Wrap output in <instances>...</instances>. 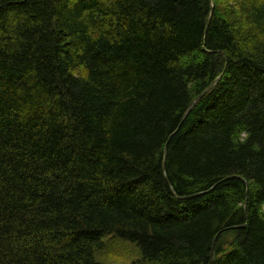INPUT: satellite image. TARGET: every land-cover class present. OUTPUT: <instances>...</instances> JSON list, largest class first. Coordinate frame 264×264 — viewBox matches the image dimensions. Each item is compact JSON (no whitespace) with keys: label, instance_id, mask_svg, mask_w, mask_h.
I'll list each match as a JSON object with an SVG mask.
<instances>
[{"label":"trees","instance_id":"obj_1","mask_svg":"<svg viewBox=\"0 0 264 264\" xmlns=\"http://www.w3.org/2000/svg\"><path fill=\"white\" fill-rule=\"evenodd\" d=\"M120 240L264 264V0H0V264Z\"/></svg>","mask_w":264,"mask_h":264},{"label":"rangeland","instance_id":"obj_2","mask_svg":"<svg viewBox=\"0 0 264 264\" xmlns=\"http://www.w3.org/2000/svg\"><path fill=\"white\" fill-rule=\"evenodd\" d=\"M110 248L105 264H134L133 261H130L137 256L136 252L140 253L138 247L128 241L120 240V242L116 243V245L113 244ZM100 259H103V257H100Z\"/></svg>","mask_w":264,"mask_h":264},{"label":"water","instance_id":"obj_3","mask_svg":"<svg viewBox=\"0 0 264 264\" xmlns=\"http://www.w3.org/2000/svg\"><path fill=\"white\" fill-rule=\"evenodd\" d=\"M212 14V11H211ZM211 18V15H210ZM222 75L219 76L211 85H209L200 95H198L189 105L188 110L186 112V115L190 112V110L192 109V107L199 101V99L210 89L214 86V84L216 82H218L221 79ZM165 153H167V148H165ZM165 162H166V155H165V159H164V166H165Z\"/></svg>","mask_w":264,"mask_h":264}]
</instances>
